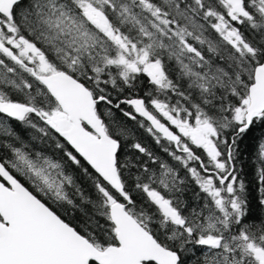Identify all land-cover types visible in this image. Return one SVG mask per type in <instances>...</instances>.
Here are the masks:
<instances>
[{
  "label": "snow or ice",
  "instance_id": "1",
  "mask_svg": "<svg viewBox=\"0 0 264 264\" xmlns=\"http://www.w3.org/2000/svg\"><path fill=\"white\" fill-rule=\"evenodd\" d=\"M256 127L264 0H0V264H264Z\"/></svg>",
  "mask_w": 264,
  "mask_h": 264
},
{
  "label": "trees",
  "instance_id": "2",
  "mask_svg": "<svg viewBox=\"0 0 264 264\" xmlns=\"http://www.w3.org/2000/svg\"><path fill=\"white\" fill-rule=\"evenodd\" d=\"M140 138L149 147L155 149V145L151 142V139L146 136L142 131L139 133ZM264 136V129L259 127L253 128L243 139L240 144L241 156V168L245 173V176L249 181H251L254 175V165H255V152L259 142V138ZM251 194L256 195V189L254 185H250ZM256 210L254 209V212Z\"/></svg>",
  "mask_w": 264,
  "mask_h": 264
}]
</instances>
